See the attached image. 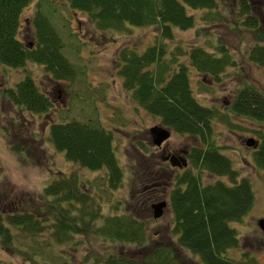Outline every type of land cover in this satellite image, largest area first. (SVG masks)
<instances>
[{"label":"trees","instance_id":"trees-1","mask_svg":"<svg viewBox=\"0 0 264 264\" xmlns=\"http://www.w3.org/2000/svg\"><path fill=\"white\" fill-rule=\"evenodd\" d=\"M31 1L0 0V65L23 69L22 77L12 87L3 88L2 95L14 107L29 114H43L52 107V101L24 70L26 62L40 67L51 82L71 81L76 75L62 54L60 37L39 10H35L29 19L33 42L26 44L19 39L20 13ZM64 1L69 9L84 13L97 29L124 31L134 26L157 29L159 41L156 44L140 52L122 47L115 62L123 88L147 114L156 117L161 126L174 133L198 137L200 143V146L191 147L189 155L194 170L186 168L175 177L168 175L166 179L169 183L173 178L167 196L174 244L195 255L200 264H254L252 260L238 263L224 256L226 250L239 244L235 229L228 223L241 220L253 203V193L248 179H237V171L232 168L229 158L219 152V146L212 140V121L219 114L216 109L195 99L188 77L190 66L219 82L220 73L233 65V60L222 44L215 46V52L192 46L186 64L179 59L178 51L181 54V50L178 47L177 52L166 57L163 42L172 40L174 29L186 30L195 25V19L187 9L213 12L219 3L225 5L226 0ZM232 1L237 9L235 13L241 18L237 24L251 29L254 35V42L246 52L247 59L264 69V0ZM215 14L213 12V16ZM201 19L207 17L203 15ZM227 107L235 116L264 122V94L252 84L244 83L236 88ZM219 116L223 119V115ZM47 140L55 150L63 153L66 161L90 172L102 170L103 176H98L94 182L90 178L81 179L74 172H59L41 188L39 203L33 207L26 201H20L12 210L0 207V247L32 258L31 252L16 244L13 229L31 239L47 233L46 244L51 248L67 243L82 244L87 233L107 244L132 245L137 249L145 247L148 241L146 226L137 215L131 212L102 213L101 196L96 189L102 185V189H117L122 178L113 151L111 130L75 119L50 122ZM8 147L24 161L25 147L12 143H8ZM252 160L255 166L264 169V133L259 137L258 148L252 151ZM199 170L217 177L224 176L231 184L218 179L202 183ZM147 175L145 182L151 186L147 188L146 184L140 190L146 196L143 201L151 198L152 193L146 189L158 187L154 177ZM163 191L160 189L162 194ZM34 241L40 242L37 238ZM121 251L113 249L103 258V264H177L171 248L166 246L154 245L146 255H141L140 261ZM89 256L84 253L75 263L58 257L53 264H86ZM0 264L13 263L0 260Z\"/></svg>","mask_w":264,"mask_h":264},{"label":"rangeland","instance_id":"rangeland-1","mask_svg":"<svg viewBox=\"0 0 264 264\" xmlns=\"http://www.w3.org/2000/svg\"><path fill=\"white\" fill-rule=\"evenodd\" d=\"M35 10L47 17L60 37L62 54L73 66L76 76L71 81L51 82L40 67L26 62L24 70L52 101V107L46 113L29 114L14 107L2 95L3 88L12 87L22 77L23 69L0 65V207L12 210L20 201H26L33 207L39 203L41 188L59 172H74L81 179L90 178L94 182L98 176H103L102 170L90 172L66 161L63 153L55 150L47 140L50 122L84 121L111 130L114 155L122 172L121 185L117 189H102L103 185L96 189L101 196L102 213L131 212L137 215L146 226L148 241L145 247L137 249L132 245L100 242L87 233L82 244L67 243L51 248L46 244L47 233L31 239L20 230L13 229L16 244L31 252L32 258L0 247V260L13 264H53L61 257L75 263L85 253L91 255L86 264H95V261L103 264V258L116 249L140 261L141 255H146L157 245L170 247L177 264H200L195 255L174 244L175 237L171 234L167 191L173 185V178L169 183L166 179L168 175L175 177L181 171L168 165L167 161L162 162L159 148L152 144L149 134L150 127L160 126L158 119L147 114L123 88L115 62L122 47L140 52L156 44L159 41L157 29L134 26L124 31L101 30L84 13L69 9L64 0H32L20 13L18 37L26 44L33 42L29 19ZM236 10L232 0H226L225 5L219 3L213 10L217 13L214 16L212 11L187 9L194 17L195 25L186 30L174 29L172 40L163 42L167 49L166 57L177 52L178 47L181 50V54L178 51L179 59L186 64L187 53L192 46L215 52V46L222 44L233 60V65L220 73L219 82L189 66V86L199 103L223 115V119L217 115L212 121L211 138L219 146V152L229 158L232 168L237 171V179H248L253 193V203L241 220L228 223L235 229L239 244L226 250L224 256L238 263L252 260L254 264H264V234L256 225L257 219L264 218V169L254 165L253 149L244 144L247 137L258 139L264 133V122L235 116L227 107L233 91L244 83L254 85L264 94V69L247 59L246 52L254 42V35L251 29L237 24L241 18ZM203 15L207 19H201ZM8 143L25 147L24 161L9 149ZM163 144L176 150L186 145L200 146L195 136L172 131ZM187 168L192 169L188 162ZM143 172L153 176L158 186L146 189L152 194L145 201L146 196L140 191L148 183ZM199 175L202 183L218 179L231 184L226 177H217L205 170H199ZM150 186L147 184V188ZM160 189L164 190L163 194ZM160 200H165L167 206L160 217L153 218L150 205ZM36 238L40 242H35Z\"/></svg>","mask_w":264,"mask_h":264},{"label":"water","instance_id":"water-1","mask_svg":"<svg viewBox=\"0 0 264 264\" xmlns=\"http://www.w3.org/2000/svg\"><path fill=\"white\" fill-rule=\"evenodd\" d=\"M169 129L165 128V127H161V126H153L149 128V134L151 136V142L153 145L155 146H159V144L167 139V137L169 136ZM244 144L246 146H250L252 148L256 147L257 141L254 140L252 137H247L244 140ZM185 161H183L182 163H184ZM171 165H174L173 162H170ZM166 207V202L165 200H160L158 202H154L150 205V208L152 210V217L153 218H157L160 217L163 213L164 208ZM256 225L257 227L262 231V233L264 234V218H259L256 221Z\"/></svg>","mask_w":264,"mask_h":264},{"label":"flooded vegetation","instance_id":"flooded-vegetation-1","mask_svg":"<svg viewBox=\"0 0 264 264\" xmlns=\"http://www.w3.org/2000/svg\"><path fill=\"white\" fill-rule=\"evenodd\" d=\"M196 138L198 139V137H196ZM167 139H165V140H167ZM253 139L257 141V144H256V147L252 148V149L256 150L259 146V138L258 139L253 138ZM165 140H163L159 144V146H157V148H159L158 151L160 153V158H161L162 162L167 161L168 165H170L171 167H173L177 170H180V171L186 169L187 168V162L189 163V155L191 152V147L193 145H191V146L186 145L185 147H182V148H179V150H176L174 148H172V149L168 148L166 144H163V142H165ZM194 146H197V145H194ZM183 161H185V162L182 163ZM170 162H173L174 165H171ZM189 165H190V163H189Z\"/></svg>","mask_w":264,"mask_h":264}]
</instances>
